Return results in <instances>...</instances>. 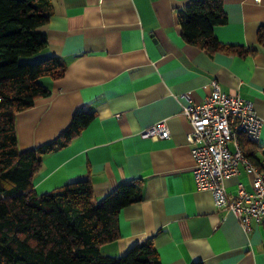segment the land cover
<instances>
[{"label":"crops","instance_id":"crops-1","mask_svg":"<svg viewBox=\"0 0 264 264\" xmlns=\"http://www.w3.org/2000/svg\"><path fill=\"white\" fill-rule=\"evenodd\" d=\"M190 0H50L42 26L53 55L66 64L50 89L15 116L19 150L51 141L78 110L94 119L68 144L45 154L33 178L37 194L87 178L98 202L120 183L134 182L142 199L118 214L120 236L100 253L119 257L151 237L160 264H264V221L251 220L245 232L236 217L216 209L209 190L196 186L181 113L199 104L216 80L226 94L253 103L262 120L258 143L242 139V150L257 159L264 149V0H222L226 22L214 28L223 44L253 47V55L209 53L181 35L177 11ZM165 121L166 139L143 137L147 127ZM252 174L240 163L225 180L228 191L241 183L251 190Z\"/></svg>","mask_w":264,"mask_h":264},{"label":"trees","instance_id":"trees-1","mask_svg":"<svg viewBox=\"0 0 264 264\" xmlns=\"http://www.w3.org/2000/svg\"><path fill=\"white\" fill-rule=\"evenodd\" d=\"M49 16L50 0H0V264H160L151 237L119 257L100 253L102 244L120 236V210L142 199L137 183H120L98 202L87 178L43 194L33 189L42 157L68 144L94 119L93 112L78 110L53 140L18 149L16 114L49 95L43 77L57 79L66 71L60 57L38 56L47 45L41 28ZM177 19L190 45L209 53H255L253 47L223 44L214 35L227 20L222 0H190ZM257 42L264 47V25ZM243 153L264 176V149L261 159Z\"/></svg>","mask_w":264,"mask_h":264},{"label":"built area","instance_id":"built-area-1","mask_svg":"<svg viewBox=\"0 0 264 264\" xmlns=\"http://www.w3.org/2000/svg\"><path fill=\"white\" fill-rule=\"evenodd\" d=\"M181 113L190 126L186 138L196 186L209 190L215 208L231 212L242 229L249 232L251 220L264 221V176L244 156L240 144L241 137L252 143L260 139L262 120L252 101L239 94L223 93L217 81L212 80L210 94L199 104L182 106ZM141 135L166 139L170 131L165 121H159ZM240 163L252 174L251 190L238 183L230 192L225 180L237 173Z\"/></svg>","mask_w":264,"mask_h":264},{"label":"rangeland","instance_id":"rangeland-1","mask_svg":"<svg viewBox=\"0 0 264 264\" xmlns=\"http://www.w3.org/2000/svg\"><path fill=\"white\" fill-rule=\"evenodd\" d=\"M23 59H27V58H23ZM37 59H35V61H36Z\"/></svg>","mask_w":264,"mask_h":264}]
</instances>
